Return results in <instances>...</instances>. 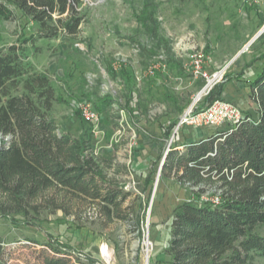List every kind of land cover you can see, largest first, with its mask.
<instances>
[{
	"label": "rangeland",
	"instance_id": "obj_1",
	"mask_svg": "<svg viewBox=\"0 0 264 264\" xmlns=\"http://www.w3.org/2000/svg\"><path fill=\"white\" fill-rule=\"evenodd\" d=\"M145 4L155 10L160 35L171 43L170 53L157 49L140 25ZM82 8L87 18L77 39L38 40L29 45L30 60L37 72L49 73L62 99L52 111L59 133L75 141H89L90 136L88 154L96 159L99 171L131 196L119 213L123 218L108 220L94 210L90 200L50 191L33 201L26 214L0 215V238L8 264H44L42 251L53 255L44 245L53 242L69 244L82 263L91 257L98 264H147L148 256L160 264L171 237L174 211L188 202L219 201L214 186H207V193L199 197L198 190L173 176H161L162 164L179 143L169 148L172 134L207 84L205 78L192 76L191 57L203 50L210 57L205 65L208 76L225 70L217 83L225 82L222 98L238 105L243 114L256 115L247 82L234 75L264 52V32L259 35L264 28V6L244 5L243 0H83ZM252 32L255 35L247 38ZM35 33L34 25L20 13L17 19L0 16V48L21 43ZM160 54L166 56L165 67L149 75ZM122 65L136 78L133 98L128 81L120 74ZM261 68L258 62L247 72L251 75ZM228 75L233 77L226 82ZM106 96L113 99L111 105L99 100ZM82 102L101 116L98 127L82 116ZM195 129L186 125L184 137ZM151 172L154 176L148 182ZM139 218L141 233L136 225ZM257 232L264 236V226ZM249 264H264V257Z\"/></svg>",
	"mask_w": 264,
	"mask_h": 264
},
{
	"label": "trees",
	"instance_id": "obj_2",
	"mask_svg": "<svg viewBox=\"0 0 264 264\" xmlns=\"http://www.w3.org/2000/svg\"><path fill=\"white\" fill-rule=\"evenodd\" d=\"M82 3L83 0H0L1 17L17 19L20 13L36 29L34 35L21 43L0 48V215L3 217L26 214L33 201L53 191L77 200H90L94 210L108 220L115 216L123 218L119 213L131 192L109 183L99 171L96 159L88 154L90 136L89 141H75L59 133L52 111L62 99L49 73L37 72L30 60L29 45H35L38 40L77 39L87 18ZM149 6L144 5L138 18L140 25L157 43V49L164 48L170 53L171 43L161 37L156 12ZM205 52H209V45ZM258 62H262V68L252 77L247 70ZM109 68L115 75L114 69ZM120 74L128 81V93L133 98L136 78L125 65L120 68ZM233 75L226 76V82ZM234 78L247 82L259 107V117L247 114L250 120L218 136L192 143L183 151L169 153L161 169L163 179L173 176L183 185L198 186L199 197L207 193V186H214L219 201L188 202L174 211L171 237L160 264H249L256 257H264V236L257 232L264 226V52ZM225 90V82L217 84L198 103L196 111L223 99ZM99 100L109 105L113 101L110 96ZM175 125L176 122L171 128ZM153 176L151 172L148 182ZM136 225L141 233L140 218ZM3 244L0 238V264H8ZM44 246L53 253L46 255L42 251L44 264L73 261L98 264L91 257L82 263L67 243ZM149 264L157 263L151 258Z\"/></svg>",
	"mask_w": 264,
	"mask_h": 264
},
{
	"label": "built area",
	"instance_id": "obj_3",
	"mask_svg": "<svg viewBox=\"0 0 264 264\" xmlns=\"http://www.w3.org/2000/svg\"><path fill=\"white\" fill-rule=\"evenodd\" d=\"M243 2L244 5L264 6V0H243ZM191 58L192 76L195 79L205 78L207 80V84L201 90L200 96H196V99L194 100V106H191L188 110H186L180 118V121L170 139L169 148L177 140L180 139L181 134L179 135V133L184 129L186 125H188L189 127H194L196 129L211 127L219 130L226 126H228L229 128L235 127L244 120H250L246 117L245 114L242 113V110L238 107V105H235L225 99L217 100L213 102L208 108L201 111H196V109L198 108V102L202 99V96L208 95L213 87L224 78L225 70L216 73L213 77L208 76L205 71V65L206 63L210 62V57H206L203 50L194 52ZM165 61L166 56L164 54H160L159 56H157L156 61L148 69V74L154 75L156 70H158L162 66L165 67ZM80 109L82 116L89 123H92L95 128L99 126L101 116L93 107H91L89 103L82 102L80 105ZM186 186L198 190V186H190L189 184H186ZM149 244L150 242L148 241V245Z\"/></svg>",
	"mask_w": 264,
	"mask_h": 264
},
{
	"label": "crops",
	"instance_id": "obj_4",
	"mask_svg": "<svg viewBox=\"0 0 264 264\" xmlns=\"http://www.w3.org/2000/svg\"><path fill=\"white\" fill-rule=\"evenodd\" d=\"M253 35H255V32H252L249 35H247V38H249V37L251 38V37H253ZM207 45H209V44H207ZM207 45H206V47H207ZM206 47H205V50H206ZM209 51H210V46H209ZM251 72H252L251 76L254 77L256 75V72H253V71H251ZM254 104L256 106V112H255L256 115H253L252 117L253 118H258L259 114H260L259 107H258L257 103L254 102ZM247 109H250V107H247ZM245 111H246V109H245ZM246 112H250V111L248 110ZM228 128L229 127L226 126V127L222 128V129L217 130V129L211 128V127H203V128H200L199 131H198V129H195V132H193L191 134V136L188 137V138L184 137V135L187 134V131L183 130L182 134H181V137H180V139L178 141L179 143L175 147V150L183 151L188 145H190L192 143H195V142H198V141H201V140L209 139V138L214 137V136H218V135H220V133L226 132V130Z\"/></svg>",
	"mask_w": 264,
	"mask_h": 264
},
{
	"label": "water",
	"instance_id": "obj_5",
	"mask_svg": "<svg viewBox=\"0 0 264 264\" xmlns=\"http://www.w3.org/2000/svg\"><path fill=\"white\" fill-rule=\"evenodd\" d=\"M264 32V28L262 29V31L259 33V35H261L262 33ZM259 35H257L250 43H249V45H251L257 38H258V36ZM199 96H200V94H199ZM192 106H194V102H193V104H192ZM163 165V164H162ZM162 168V167H161ZM158 181H159V178H158ZM156 186H157V184H156ZM148 262H149V257L147 256V264H148Z\"/></svg>",
	"mask_w": 264,
	"mask_h": 264
}]
</instances>
